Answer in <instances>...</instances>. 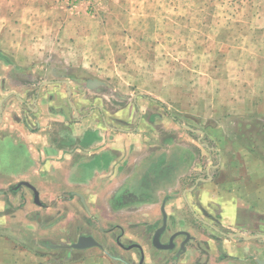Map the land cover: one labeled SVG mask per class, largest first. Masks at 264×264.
<instances>
[{"label":"crops","instance_id":"crops-1","mask_svg":"<svg viewBox=\"0 0 264 264\" xmlns=\"http://www.w3.org/2000/svg\"><path fill=\"white\" fill-rule=\"evenodd\" d=\"M85 13L54 0H0V264H142L115 246L116 226L124 246L143 249L144 264H168L164 241L155 235L152 247L147 230L161 216L191 238L174 264H264L258 77L244 75L236 95L209 111L222 120L197 139L160 112L146 120L139 108L134 122L100 81L86 79L84 91L73 73L40 76L44 60L70 72L85 63ZM20 182L39 204L30 188L13 190ZM82 236L98 245L52 247Z\"/></svg>","mask_w":264,"mask_h":264},{"label":"rangeland","instance_id":"rangeland-1","mask_svg":"<svg viewBox=\"0 0 264 264\" xmlns=\"http://www.w3.org/2000/svg\"><path fill=\"white\" fill-rule=\"evenodd\" d=\"M54 2L66 10L85 7L81 23L89 33L88 58L73 72L54 58L44 60L41 78L73 73L84 91L91 88L86 79L100 81L102 89L117 92V105L132 112L134 122L139 108L146 120L160 112L197 131V139L222 120L209 111L236 95L247 81L244 75L258 77L264 87V0Z\"/></svg>","mask_w":264,"mask_h":264},{"label":"flooded vegetation","instance_id":"flooded-vegetation-1","mask_svg":"<svg viewBox=\"0 0 264 264\" xmlns=\"http://www.w3.org/2000/svg\"><path fill=\"white\" fill-rule=\"evenodd\" d=\"M91 85V84H90ZM103 85V84H102ZM99 86V87H103V86ZM176 224V222L174 221V219L172 217H166V216H161L160 221L154 223L152 226L147 227L148 233L151 234V246H153L152 244V239L154 238V236L156 235V237H159V239L162 241H164V246L161 247L160 252H165L167 254H171L172 256L170 257V259L168 260V264H174L177 261V255L182 253L189 244L191 242V238H189L187 240V237L185 235L179 234L178 231L176 230H172V226ZM118 231L117 236L112 237V239H114V244L115 246H117L120 249H126L127 251L129 250H135L138 256V261L139 263L144 264V260H142V252L143 249L137 247L136 244H131L129 246H124L121 243V239H123L124 237V232L122 231V229L118 226L114 227V230ZM112 230H106L103 231L104 234L110 233ZM180 239V241L177 239ZM128 247H131L128 249Z\"/></svg>","mask_w":264,"mask_h":264},{"label":"water","instance_id":"water-1","mask_svg":"<svg viewBox=\"0 0 264 264\" xmlns=\"http://www.w3.org/2000/svg\"><path fill=\"white\" fill-rule=\"evenodd\" d=\"M20 186H25L30 188L33 193H34V202L36 204H39L38 201V194L37 192L34 190V188H32V186H30L28 183L26 182H20L18 183L13 190H17ZM98 245L90 236H82L78 239V241L72 245L69 246H62V245H57V246H52L53 248H57V249H83L84 247H90V246H96Z\"/></svg>","mask_w":264,"mask_h":264},{"label":"built area","instance_id":"built-area-1","mask_svg":"<svg viewBox=\"0 0 264 264\" xmlns=\"http://www.w3.org/2000/svg\"><path fill=\"white\" fill-rule=\"evenodd\" d=\"M68 1H70V0H68ZM77 1H79V0H71V2H77Z\"/></svg>","mask_w":264,"mask_h":264}]
</instances>
